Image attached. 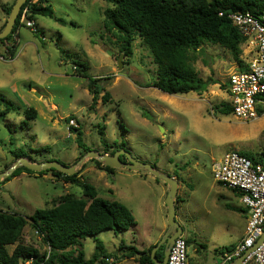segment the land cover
I'll use <instances>...</instances> for the list:
<instances>
[{
	"label": "rangeland",
	"instance_id": "obj_1",
	"mask_svg": "<svg viewBox=\"0 0 264 264\" xmlns=\"http://www.w3.org/2000/svg\"><path fill=\"white\" fill-rule=\"evenodd\" d=\"M13 2L0 0V18L2 6ZM49 6L53 18L36 16L44 38L21 28L16 56L10 60L0 49L3 55L0 114L6 109L1 99L14 104L13 110L0 116V172L11 165V152L23 154L35 163L57 161L65 166L74 165L85 153L81 154L75 134L69 129L68 122L73 119L90 151L103 154L105 146L111 151L123 144V149L134 158L177 176L182 201L175 206V221L185 230L183 238L189 240L196 235L195 243L203 245L208 256L214 249L219 248V253L224 251L229 240L227 235L220 234L218 227L223 221L242 223L235 220L234 214L225 212V206H238L240 200L215 181L213 164L236 150L264 162L260 142L261 138L264 140L261 135L264 114L254 121L243 122L215 111V107L228 104V76L240 68L230 52L209 43H204L198 51H190L191 63L199 77L211 80L212 84L200 96L193 92L167 95L148 87L156 78V66L141 39L135 36L132 55L126 58L120 54L116 38L104 31L103 11L110 4L103 0H49ZM247 56L250 55L244 51L243 63ZM71 60L86 66L94 79L107 78L101 82L105 93L110 95L107 103L102 102L105 93H101L93 104L87 80L74 76ZM26 110L35 111V119H27ZM144 111L147 116L142 115ZM114 170L113 174L100 171L92 159H86L76 172H80V182L96 189L98 197L120 202L135 214L138 225L133 229L117 236L106 230L96 237L115 260L114 264H135L120 258L122 253L118 248L122 242L135 246L134 239L144 240L135 232L144 221L153 219L160 223L158 200L163 189L150 175L143 182L146 171ZM24 174L0 184V201L4 203L0 204V211L27 217L35 210L51 208L53 200L65 194L83 196L80 187L64 183L50 172ZM190 193L192 198L188 199ZM165 198L161 202L167 216ZM235 233L238 236L240 229ZM22 242L39 253L47 250L42 238L29 225L23 229ZM81 246L85 260H89L95 251L94 239L81 240ZM190 246L187 255L192 251ZM13 249L14 246L8 248L10 253Z\"/></svg>",
	"mask_w": 264,
	"mask_h": 264
},
{
	"label": "trees",
	"instance_id": "obj_2",
	"mask_svg": "<svg viewBox=\"0 0 264 264\" xmlns=\"http://www.w3.org/2000/svg\"><path fill=\"white\" fill-rule=\"evenodd\" d=\"M111 7L103 11V29L113 35L119 45L120 54L126 58L132 55V43L138 36L144 46L149 50L152 62L156 66V78L148 87H153L167 95H185L191 92L201 95L212 84L211 80L199 77L191 63L189 52L198 51L204 43L218 45L229 51L234 61L239 65V70H244L241 55L243 53V38L232 26L227 16L232 13H251L260 15L264 13V0H103ZM13 5H3L2 12L8 17ZM26 6L23 5L22 7ZM30 19L36 16L54 17V12L49 6V0H40L30 7ZM222 13V16H219ZM60 23L65 24L62 20ZM6 24V22H5ZM3 25L2 29L4 28ZM70 25H73L70 23ZM36 27V26H35ZM18 19L10 35L0 40L6 48V56L13 58L17 43L14 35L19 30ZM1 29V30H2ZM0 30V31H1ZM35 35H42L36 28ZM43 38V37H42ZM70 56L67 55V58ZM74 76L87 80V89L93 104L99 99L105 88L101 84L106 79H94L89 76L88 68L83 64L72 61ZM105 104L110 100L106 92L101 97ZM6 109L0 114L4 117L13 110V103L4 99ZM217 114L229 116L232 109L226 104L215 107ZM27 119H35L33 110H26ZM147 112L142 113L147 116ZM75 134L77 147L86 154L90 151L82 139L80 128H70ZM103 135V129L99 130ZM262 137L264 132L261 133ZM262 144L264 140L260 139ZM118 148L109 150L105 146L103 154L113 155ZM264 153V151H263ZM10 155L13 161L23 154ZM253 163L262 164L251 154H243ZM81 156V155H80ZM96 167L103 172L113 174L114 169L101 165L93 160ZM64 165V164H63ZM11 165L6 166V169ZM5 169V170H6ZM52 173L64 183L76 185L81 188L83 196L77 198L74 194H65L60 199L53 200L51 208L35 210L30 216L17 213L0 211V264H24L32 259V264H107L110 255L104 250L102 242L96 237L106 230L112 231L115 236L123 234L135 227L136 223L131 211L117 201L104 200L97 196L96 189L85 182H80V172L72 176L61 174L54 170L39 173L32 172L24 167L17 168L13 174L2 181L3 185L20 173L45 175ZM158 181V180H157ZM180 201L176 197V202ZM29 225L32 230L42 236V241L49 251L39 253L35 248L22 242L23 229ZM93 238L95 251L89 260H85L81 240ZM188 246L189 240L185 239ZM14 246L10 253L8 248ZM233 247H225L230 251ZM153 247L144 251L137 250L134 246L122 245L118 248L123 259L136 258L138 264H153L150 258ZM163 250L156 252L155 258L161 260Z\"/></svg>",
	"mask_w": 264,
	"mask_h": 264
},
{
	"label": "built area",
	"instance_id": "obj_3",
	"mask_svg": "<svg viewBox=\"0 0 264 264\" xmlns=\"http://www.w3.org/2000/svg\"><path fill=\"white\" fill-rule=\"evenodd\" d=\"M39 1L26 0L23 4L26 6L21 7L17 17L20 28L36 32L34 21L29 18V9ZM227 19L244 40L243 53L246 51L250 55L245 60L244 70L234 71L228 76V105L234 118L249 122L258 117V108H264V13H232ZM68 126L69 129L78 128L73 119ZM212 172L218 184L239 195L247 211L242 239L230 251L220 252L221 260L233 263L246 253L238 264H264V242L250 251L264 230V165L253 163L238 151H231L219 163L213 164ZM35 234L39 235L36 231ZM187 249L183 236L177 237L170 247L167 264H188ZM106 262L114 264L115 260L110 258ZM24 264H32V259Z\"/></svg>",
	"mask_w": 264,
	"mask_h": 264
},
{
	"label": "water",
	"instance_id": "obj_4",
	"mask_svg": "<svg viewBox=\"0 0 264 264\" xmlns=\"http://www.w3.org/2000/svg\"><path fill=\"white\" fill-rule=\"evenodd\" d=\"M210 1V0H208ZM26 0H16L13 4L11 11L7 17L6 24L4 28L0 31V40L6 38L11 34L12 29L15 25V21L18 17L20 9ZM118 67L121 69L120 61L118 60ZM126 159V162L121 160V157ZM86 159H92L99 162L101 165L109 167L111 169H126L133 172L146 171L149 175L153 176L158 181L163 182L168 187V192L165 198V205L167 208V229L159 239L157 245L151 250L150 258L153 264H167V258L171 245L174 243L175 239L182 236L183 229L175 221L176 208L175 199L177 194L178 183L177 181L164 173H161L155 169L152 165L144 163L136 158H134L128 150L119 149L114 152L113 155L101 154L96 151H88L83 155L74 165L65 166L57 161H50L45 163H35L28 158L20 157L15 160L12 165L5 171L0 173V183L10 177L13 172L20 167H24L32 172L39 173L46 170H54L61 174L72 176L76 173L77 167L81 165ZM264 242V230L260 238L257 240L255 245L250 249V251L255 250ZM163 248V249H162ZM163 250V257L161 260L155 258V254L158 250ZM246 253L243 254L239 259L231 264L240 263L245 257Z\"/></svg>",
	"mask_w": 264,
	"mask_h": 264
},
{
	"label": "crops",
	"instance_id": "obj_5",
	"mask_svg": "<svg viewBox=\"0 0 264 264\" xmlns=\"http://www.w3.org/2000/svg\"><path fill=\"white\" fill-rule=\"evenodd\" d=\"M15 1L16 0H14V2L11 5H13L15 3ZM6 21H7V18L3 14V17L0 18V30L2 29V27H3V25L5 24ZM34 23H35L36 28L42 33V35L40 34V36L44 38L45 36H44L43 31H41V29L37 26L36 18L34 20ZM20 30H21V28H19V30H17V32L14 35L15 41L18 38V43L16 42L18 47L20 45L19 44V42H20L19 41V38H20L19 37ZM0 49H2L3 52H6V48L4 46H3V48H0ZM4 49H5V51H4ZM16 49H17V47H16ZM15 53L17 54L16 51H15ZM16 54H14L13 58L16 56ZM2 56L3 55L0 54V60L3 61V57ZM18 56L20 57V55H18ZM12 59H10V60H12ZM244 62H246V61H244ZM242 63H243V61H242ZM226 93H227V98H228V91H227V89H226ZM165 98H167V97H165ZM163 114H164V116H167L168 115V112L164 110ZM263 114H264V108H258V117L262 116ZM258 117L256 119H258ZM236 151H238V150H236ZM239 153H241V152H239ZM262 153H263V151H262ZM241 154H243V153H241ZM258 160H261V159L258 158ZM13 162L14 161L12 160L11 165H12ZM262 165H264V162L263 161H262ZM158 171H160V170H158ZM160 172L161 173H164L166 175H169L166 172H163V171H160ZM20 174H24V173H20ZM145 176L146 177L144 178V181L143 182H146V179L149 178L148 177L149 174L148 173H145ZM171 177H173L177 181V183H178L176 197H178L180 201L176 202V199H175V206H176L178 203H180L182 201V199H180L181 198L180 197L181 182L177 178V176L173 175ZM152 178H153V181H155L156 184L161 185L162 186V189H163V192L161 193V195L159 197V200H158V203L160 202L158 204V211H159V220H160V223H158L157 221H154L153 219H151L150 222L144 221L143 224H142V226H141V228H139V227L136 228V231L135 232L138 233V236L141 235V236L144 237V240H139L138 238L133 240V243L135 245L134 247H136L137 250H139V251L147 250L150 247H153L154 248L157 245V243H158L159 239L161 238V236L163 235V233L167 229V221H166L167 216L164 214V211H163V208H164L163 207V200L161 202V199H164L166 197L168 190L166 188V185L163 182L157 181V179H155L153 176H152ZM225 190H228V189L225 188ZM228 191H230V190H228ZM230 192L233 193L234 196H236L238 198V200H240L239 195L237 193H235L233 191H230ZM191 198H192V195L190 193L189 196H188V199H191ZM238 203H239L238 206H225V212H227L229 214H234L236 216L235 217V220H237V219L242 220V223L239 225L236 222H231V221L225 222V221H223V222H221L222 223L221 227L220 226L218 227V230L220 231V234L221 235H227L228 236L229 242L226 244L225 247H230V246L233 247V246H235L242 239V237L244 235V230H245V225H246V219H247V211L244 208V206L242 205L241 201H239ZM0 204H4V203L0 201ZM6 206H8V205H6ZM126 207L131 211V213H132V215L134 217L135 223H136V225H138V222L136 221L135 214L133 213V211L131 210L130 207H128V206H126ZM176 208H177V206H176ZM8 209L10 211V207L9 206H8ZM175 218H176V216H175ZM177 223H179V222L177 221ZM179 225L181 226L180 223H179ZM181 227L183 229V232H182V236H183L185 230H184L183 226H181ZM237 229H240V234L238 236L235 233V230H237ZM148 232H150V233H148ZM191 235H193V234H191ZM192 237H193V239L192 238H189V243L190 244L188 245V249L191 247L190 245H192V251L188 255V262H189V264H231V263H222L221 257H220V253H219V250H218L219 248L218 249H214L213 250V254L211 256H208L207 252H205L206 249H204L202 247L203 245H200L198 243H195L196 242V239L198 237L196 235H194ZM191 241H194V243L191 244ZM129 260L135 262V264H138L137 261H136V258H130Z\"/></svg>",
	"mask_w": 264,
	"mask_h": 264
},
{
	"label": "flooded vegetation",
	"instance_id": "obj_6",
	"mask_svg": "<svg viewBox=\"0 0 264 264\" xmlns=\"http://www.w3.org/2000/svg\"><path fill=\"white\" fill-rule=\"evenodd\" d=\"M121 160L123 161V162H126V159L122 156L121 157ZM163 249V248H162Z\"/></svg>",
	"mask_w": 264,
	"mask_h": 264
}]
</instances>
